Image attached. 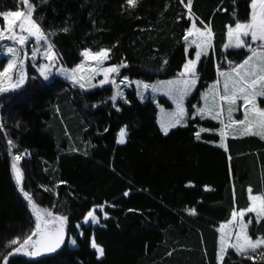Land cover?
<instances>
[{"label": "trees", "instance_id": "16d2710c", "mask_svg": "<svg viewBox=\"0 0 264 264\" xmlns=\"http://www.w3.org/2000/svg\"><path fill=\"white\" fill-rule=\"evenodd\" d=\"M29 1L35 23L67 68L79 65L84 51H107L108 65L122 67V78H175L195 58L185 43L192 16L211 29L213 51L200 62L188 125L167 135L157 107L141 102L136 91L113 105L111 87L80 93L59 78L46 83L37 76L3 95L0 264H264V245L248 256L231 250L221 258L219 242L220 226L249 206L250 193L264 192V140L228 138L226 149L219 125L193 117L192 110L216 81L217 65L227 70L249 57L245 49L223 47L229 29L250 19L252 0ZM23 7L24 0H0L1 13ZM201 130L213 133L199 137ZM28 200L66 221L65 244L54 254L31 259L19 253L35 225ZM102 207L107 219L101 226L82 225ZM251 225L250 236L264 240V218Z\"/></svg>", "mask_w": 264, "mask_h": 264}, {"label": "rangeland", "instance_id": "374dc122", "mask_svg": "<svg viewBox=\"0 0 264 264\" xmlns=\"http://www.w3.org/2000/svg\"><path fill=\"white\" fill-rule=\"evenodd\" d=\"M250 19L229 29L223 50L249 52L242 64L222 70L216 66L217 79L211 83L200 103H193V117L219 125L216 133L220 145L227 149L228 138L257 136L264 140V0H252ZM193 18L185 43L187 53L195 50V58L188 59L177 77L145 83L120 77L122 67L108 65V52L84 51L82 62L67 68L61 64L51 40L42 32L33 19V7L24 0V7L15 12H0V109L3 95L23 88L32 77H41L50 83L54 78L69 83L80 93L99 88L113 89V105L124 102L126 92L136 91L141 102L151 101L158 109V124L167 135L171 131L186 127L189 120L188 102L195 93L199 81V65L213 51V33L207 26L200 27ZM166 99L172 108L161 104ZM71 114V113H70ZM212 130L200 131L201 134ZM126 130L119 134V143L126 142ZM22 161V158L16 159ZM31 202V203H30ZM35 220L30 242L19 253L31 259L54 254L65 244L66 221L42 212L27 201ZM264 218V192L249 196V206L237 211L229 223L222 224L220 232L221 258L231 250L240 256H248L264 245L259 237L250 236L252 221ZM107 219L105 208L89 213L82 225L101 226ZM78 232L81 234L80 226ZM68 246L75 247L73 239ZM92 248L99 258L102 249L92 241Z\"/></svg>", "mask_w": 264, "mask_h": 264}]
</instances>
